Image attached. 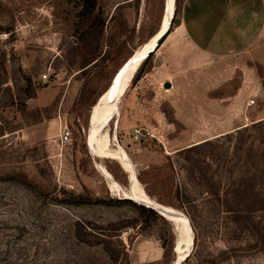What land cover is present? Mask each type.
<instances>
[{"label":"rangeland","instance_id":"1","mask_svg":"<svg viewBox=\"0 0 264 264\" xmlns=\"http://www.w3.org/2000/svg\"><path fill=\"white\" fill-rule=\"evenodd\" d=\"M182 1L174 4L176 22ZM96 4L94 16L101 15L104 28L100 35H88L91 20L80 18L81 0H0V27L10 31H0V177L15 179L0 180V227L26 226L18 247L29 260L20 264L174 260L179 234L173 224L157 213H142L132 202L119 203L128 195L127 174L94 143L96 159L86 147L92 105L117 69L162 28L164 0ZM169 35L141 65L140 78L127 86L116 130L113 120L103 127L102 137L111 148L120 147L152 200L194 217L197 239L182 264H264V247L256 246L253 236L234 232L230 216L213 199L205 201L204 187L191 181L184 156L176 153L264 121V47L211 57L181 30ZM87 61L93 62L86 66ZM23 75L35 92L30 100ZM251 100L254 106H248ZM65 125L71 139L62 143ZM228 157L234 166L233 152ZM96 164L117 184L104 180ZM232 170L216 172L221 189L244 168ZM70 194L90 203L70 204L75 199ZM6 235L14 233L0 230V237ZM101 236L114 238L107 244Z\"/></svg>","mask_w":264,"mask_h":264},{"label":"trees","instance_id":"2","mask_svg":"<svg viewBox=\"0 0 264 264\" xmlns=\"http://www.w3.org/2000/svg\"><path fill=\"white\" fill-rule=\"evenodd\" d=\"M177 1L179 0H175V7ZM81 2L82 8L80 11V18L84 20H91L87 27L86 33L88 35H93L94 33H96L97 35L102 34L104 28V20L99 14H95L94 16V12L97 6L96 0H81ZM176 15L177 10L175 9L174 17L165 36V39L174 28L178 27L179 21L176 22ZM0 31H4L6 34L10 33L9 29L7 28L0 27ZM91 62L93 61H87L86 66H88ZM3 64L4 61L0 63L1 66H3ZM141 74L142 72L139 68L134 79L140 78ZM23 80L26 84L25 99L30 100L35 96L30 77L23 75ZM22 102L23 103L19 104L20 108L18 109V112L20 113H23L25 110V103L24 101ZM95 103L92 105V107L95 105ZM220 150L222 152H220ZM231 152H233V155L235 156L234 166L232 165L233 163L229 161L228 157ZM176 153L180 156H184L183 161L188 165L187 171L191 181L198 186L201 185L204 187V194L206 196H209L205 199V201L213 199V201H215L216 204H218V206L222 208L224 212L228 214V216H230V220L235 226V233L239 232L253 236L255 239V245L263 248L264 121L252 124V127L250 129L246 127L242 130H237L233 133L222 135L213 140H206L191 147L179 150ZM191 153H194L192 157ZM238 165L244 168V171L241 172V176L236 180H232L230 184L221 189L220 184L215 179L216 172L221 168L226 172L232 174V168ZM212 166L215 167V170L212 169ZM0 180H6L10 182L15 181L12 176L5 178L0 177ZM16 182L24 186L28 185V183L23 180H19ZM70 196L71 198H75L70 201V204L78 205L90 203V201H87V199L83 197H75L73 194H70ZM57 202L61 201L57 200ZM118 202L130 203L132 201L125 199L118 200ZM102 203H104V201H102ZM182 204L184 203L182 202ZM185 204L189 207L191 206V203H189L188 201H186ZM140 210L144 214L148 213L147 215L156 216V212H154L152 209L144 208V206H141ZM188 220L191 224L193 232H195L196 221L194 217L188 215ZM3 229L11 230L14 235H6L4 237H0V264H20L23 261L26 262L27 260H29V258H27L22 253V251H24L25 249L22 247H18V244L22 242L23 236L26 234L25 233L24 235H22L26 231V226L17 224L15 226H11L7 223H4L3 225L1 224L0 227V230ZM101 237L103 239V242L107 244H110V241H112L111 239L114 238V236ZM196 239L197 238L194 237V244ZM162 248L164 249L163 259H165L166 250L163 244ZM105 252L112 262H117V257L114 256L112 250H109V248L106 247ZM190 256L184 261V263L188 262Z\"/></svg>","mask_w":264,"mask_h":264},{"label":"crops","instance_id":"3","mask_svg":"<svg viewBox=\"0 0 264 264\" xmlns=\"http://www.w3.org/2000/svg\"><path fill=\"white\" fill-rule=\"evenodd\" d=\"M178 21L176 31L206 56L264 47V0H183Z\"/></svg>","mask_w":264,"mask_h":264},{"label":"bare ground","instance_id":"4","mask_svg":"<svg viewBox=\"0 0 264 264\" xmlns=\"http://www.w3.org/2000/svg\"><path fill=\"white\" fill-rule=\"evenodd\" d=\"M174 4H175V0H170V10H169V13L166 15V20L163 22L162 28L159 29L158 32L155 34V36L153 38L149 39L146 44H144L143 46H141L140 48L135 50V52L129 58L130 61H129V64H127V66H126L125 75L122 77L121 80H119V84H116L117 86H115L113 89V90L117 89V92H118L117 98H116V103H115V101H112L110 98V93L112 91L110 89L106 94L105 93L103 94V96H102V98L98 104L95 103V105L93 106V110L91 108V111L89 114V118L91 116V121L89 124V119H88V128L86 131V147H87L88 152L89 153L91 152L93 154L91 156H93L96 159V148H95V146H96L99 150H101V151L105 152L107 155H109L110 158L120 166V168L122 169V171L125 174L130 175L131 181L133 180L132 186H131L133 194L129 193L126 190L128 192V195H126V197H124L123 199L132 201L133 203H135L137 205H141V206L147 207L149 209H153L156 212L170 213L167 215L175 218L173 220V218L166 216L167 217L166 219L169 222L175 223V224H173V223L172 224L179 234V240L177 241V244H176V246H177L176 250L178 252H180V254L178 256H183L185 254L184 253L185 249L189 250L188 253L191 254V252L193 250V246H194V234H193V230L191 228L190 222L188 221V218L186 219V217L183 216L182 213L175 211L174 209H172L170 207L158 204L156 201L152 200L144 192V190L140 186L138 180L134 179V177H136L135 172H134L135 169L133 168V166L131 169L130 164L128 162V159L126 158V155L122 152L120 147L115 146V148H111V146L102 137L103 127L105 125H107L108 123H111L113 120H114V125H115V130H116V128L118 126V117H119L118 110H119V104L121 102L120 100L124 96V93L126 91L127 86L133 81V78L136 75L137 71L139 70L141 64L148 57H150V55L153 52H155L160 47V45L163 43L165 36L168 32V29L170 27V24L172 22V19L174 17V10H173ZM160 37H161V39H160ZM156 42H157V44H156ZM150 49H152L151 52L147 56H144L143 58H141ZM140 58H141V60L138 61V59H140ZM112 136H113V133H112ZM115 140H116V136H115ZM93 143L95 144V146ZM96 165H97L96 166L97 171L100 173V175L103 177L104 180L108 179L110 181H113L115 184H117L112 177H108V175H106L98 167V164H96ZM173 213H175V214H173ZM187 221L189 222L190 231L188 229ZM177 224H180L185 229H187L188 235L186 238H183L182 236L180 237L181 234L177 228ZM182 243H185V245H182ZM181 253H182V255H181ZM190 254H189V256H190ZM184 261H182L181 264Z\"/></svg>","mask_w":264,"mask_h":264},{"label":"water","instance_id":"5","mask_svg":"<svg viewBox=\"0 0 264 264\" xmlns=\"http://www.w3.org/2000/svg\"><path fill=\"white\" fill-rule=\"evenodd\" d=\"M169 10H170V0H164V7H163V15L165 16V15H167L168 13H169ZM160 39H161V37H160ZM159 41V40H158ZM156 44H157V42H156ZM155 44V45H156ZM154 45V46H155ZM153 46V47H154ZM153 49V48H152ZM152 49H150L145 55H143L141 58H143L144 56H147L150 52H151V50ZM141 58L140 59H138V61L139 60H141ZM129 61H130V59H128V60H126L123 64H122V66H120V68H118L117 69V71L115 72V74H114V76L112 77V79L110 80V83H109V86H108V88H107V90H106V92H104L105 94L111 89L112 91H111V93H110V98H111V100L112 101H115V103H116V98H117V94H118V92H117V89H115V90H113L114 89V87L115 86H117L116 84H119V80H121L122 79V77L125 75V72H126V66H127V64H129ZM139 64V63H138ZM118 82V83H117ZM164 88L165 89H169L170 88V84H168V83H166L165 85H164ZM124 91V90H123ZM101 98H102V96H100L98 99H97V104L100 102V100H101ZM92 110H93V107H92ZM90 121H91V116H90V118H89V124H90ZM127 179H128V184H129V186H128V189H127V191L129 192V193H131V194H133V191H132V189H131V186H132V181H131V179H130V175H127ZM134 179H136V177H134ZM147 208V207H146ZM153 210V209H152ZM153 211H155V210H153ZM156 212V211H155ZM159 216H161L162 218H164V219H166L167 217L166 216H169V215H167V214H170V213H161V212H156ZM173 214H175V213H173ZM183 215V214H182ZM184 216V215H183ZM170 218H173V220L175 219L174 217H171V216H169ZM186 217V216H185ZM186 219H187V217H186ZM167 220V219H166ZM189 221V220H188ZM187 221V225H188V229H189V231H190V226H189V222ZM171 223H173V222H171ZM173 224H175V223H173ZM177 228H178V230L180 231V233H181V236L183 237V238H186L187 237V235H188V231H187V229H185L182 225H180V224H177ZM182 245H185V243H182ZM185 252V254L183 255V256H178V254H177V252H176V244H175V246H174V248H173V253H174V261L171 263V264H181V262L182 261H184L187 257H189V254L190 253H188L189 252V250H187V249H185L184 250Z\"/></svg>","mask_w":264,"mask_h":264},{"label":"built area","instance_id":"6","mask_svg":"<svg viewBox=\"0 0 264 264\" xmlns=\"http://www.w3.org/2000/svg\"><path fill=\"white\" fill-rule=\"evenodd\" d=\"M41 80L42 82H46L48 80V75L46 73H44L43 75H41ZM255 105V101L251 100L248 104V106H254ZM59 139L62 143L68 142L71 139V131L69 129V127L67 125H65L62 129H61V135L59 136Z\"/></svg>","mask_w":264,"mask_h":264}]
</instances>
